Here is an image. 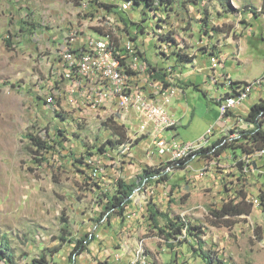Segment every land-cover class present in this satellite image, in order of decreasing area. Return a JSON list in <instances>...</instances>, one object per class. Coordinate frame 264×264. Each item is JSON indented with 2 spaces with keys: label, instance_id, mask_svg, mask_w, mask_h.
<instances>
[{
  "label": "rangeland",
  "instance_id": "obj_1",
  "mask_svg": "<svg viewBox=\"0 0 264 264\" xmlns=\"http://www.w3.org/2000/svg\"><path fill=\"white\" fill-rule=\"evenodd\" d=\"M98 1L115 5L117 13H104L96 0H0V241L7 240L13 253V261L0 264H36L42 257L44 264H74V244L62 235L95 237L75 264H264V154L254 156L261 149L236 155L229 146L222 157H196L169 171V180L150 182L142 177L144 169L164 166V157L145 144L153 138L136 127L135 113L92 103L71 106L65 93L57 95V104L53 95L55 106L39 98L53 77L56 45L73 24L102 30L107 38L116 33L123 42L130 41V31L160 76L173 74L171 65L184 68L182 55H200V63L208 64L207 55L216 50L230 55L233 78L254 82L264 76V0H175L170 10L157 11L124 10L123 0ZM118 14L129 22L128 31ZM168 33L175 41L163 44ZM240 41L246 47L241 64L234 55ZM186 93L176 112L179 139L197 142L222 112L202 90L187 86ZM29 134L53 148L37 150ZM245 157L246 165L253 160L249 170L240 165ZM118 178L138 183L125 218L112 214L107 198ZM243 194L253 203L251 214L234 218L231 227L214 225L211 210ZM151 208L200 228L186 237L185 227L170 247Z\"/></svg>",
  "mask_w": 264,
  "mask_h": 264
},
{
  "label": "trees",
  "instance_id": "obj_2",
  "mask_svg": "<svg viewBox=\"0 0 264 264\" xmlns=\"http://www.w3.org/2000/svg\"><path fill=\"white\" fill-rule=\"evenodd\" d=\"M125 2H132V7H138V8H143V10L148 9L150 11H157L160 8H163L165 10H170L172 8L175 0H123ZM99 6L102 8L104 13H117L115 10V5L110 4V3H102L98 0ZM101 8L99 10H101ZM98 10V11H99ZM263 10H264V4H263ZM255 12V11H254ZM257 16L259 15L258 12H255ZM94 15V14H93ZM93 15L87 16L93 18ZM106 16H102L101 18H105ZM118 17L121 19V21L124 22L126 25V30L128 31V24L129 22L122 17L121 15L118 14ZM95 18V17H94ZM93 18V19H94ZM97 18V17H96ZM25 23V21H23ZM132 23H134L132 21ZM99 28V27H98ZM99 30V29H98ZM129 36L131 39L135 40L132 33L130 31L128 32ZM104 34V33H103ZM164 38L163 44L168 43V41L173 40L175 41L174 37L172 34L166 35ZM111 39L115 42L112 43V45H116L117 47L115 48L116 53L122 58V64L124 67H128V57L129 54L125 52L126 48L122 46V40L123 37L118 36L116 33L114 36L111 37ZM138 47V45H137ZM139 48V47H138ZM142 51L141 49H139ZM165 53V52H163ZM142 57H144V60L148 61L147 58L145 57V54L142 51ZM211 56L214 54H218L217 51H212ZM127 58V59H126ZM193 61V58H188L185 55H182L181 60L179 62H190ZM149 63V62H148ZM149 71L147 72V77L150 79V74L151 78L153 80L157 81H162L165 85V88L169 87L172 83L170 80L167 78L170 76V72L166 71L162 73L160 76L158 73H160V68H158L156 65H152L149 63ZM175 67V68H174ZM178 65H171V72H174L177 69ZM168 69V68H166ZM132 73V72H131ZM231 81V80H230ZM231 85L235 86L239 85L241 83H246V82H240V81H231ZM176 84V83H175ZM234 88V89H235ZM40 99H42L41 96H39ZM56 98V97H55ZM56 100V104H57ZM218 103V102H217ZM52 105L54 103H51ZM54 104L53 106H55ZM246 120L249 123L254 124L253 129L245 130L240 132L239 137H234V138H227L226 136H223L222 138L218 139L215 141V143L211 146L208 145L206 147H203L197 151L194 152V154L197 155V157H211V155L217 154L220 155L225 151L229 146L233 149V152L236 155L239 154H252L253 152L259 150V149H264V100H261L255 104L252 105L251 110L246 117ZM235 129H233L234 131ZM30 138L33 140L34 145L38 148L37 150L45 151L47 153L50 152V150L53 148V145L48 143L47 139L44 137H37L35 135L29 134ZM146 137V136H144ZM143 137V138H144ZM142 140L139 139L138 142ZM112 142V141H109ZM123 142V141H122ZM125 142V140H124ZM228 143L230 145H228ZM223 146V147H222ZM102 151H106L105 148H101ZM215 151V152H214ZM193 155H190V157L186 158L185 160L181 163V167L185 168L188 163L190 162L189 159L192 158ZM43 160L38 159V162H42ZM188 162V163H187ZM163 164V163H162ZM240 165L244 166L245 165V160L240 161ZM166 165L161 166L157 169L153 168H147L144 169L143 176L145 179H148V181L152 182L156 178L161 181H167L169 180V171L166 170ZM180 167V166H179ZM178 167V168H179ZM137 181H127L124 178H118L116 180V192L114 195L110 196L107 194L108 198V203H109V208H111L112 214L113 215H118L121 216L122 218H125V213L127 210V206L132 203L133 201V194L135 193V190L137 188ZM253 208V203L249 201L248 196L246 194H243L241 196V199L236 201V200H229L223 203L222 207L220 208H215L211 210L212 213V222L216 226H228L231 227L236 223L234 218L244 215V214H251ZM111 214L109 215V217ZM150 216L155 221V223L160 227V232L162 234V237L169 243L170 247H174L173 241L172 240H181L180 238L184 236L186 233V237L190 234L194 235L195 233L193 230L200 228L199 226H190L185 223H181L179 221H176L172 219L171 215L168 213V211H160L158 208H151L150 209ZM160 219H163L165 221V227L160 226ZM185 227L187 228V231L184 232ZM70 234V233H69ZM185 237V238H186ZM63 240H66L67 242H70L71 244H74L73 251L71 252L70 255V261L73 262L74 264L76 263V257L80 254H82L85 250L88 249L89 245L94 241L95 237H92L90 235H85L82 237H65L62 235L61 237ZM206 260L208 259L207 255H205ZM0 259L2 260H7V261H13V253L10 252V243L6 240L0 241ZM36 264H44L46 263L45 257H42L41 261L38 259H35ZM209 264H212L211 260H208Z\"/></svg>",
  "mask_w": 264,
  "mask_h": 264
},
{
  "label": "built area",
  "instance_id": "obj_3",
  "mask_svg": "<svg viewBox=\"0 0 264 264\" xmlns=\"http://www.w3.org/2000/svg\"><path fill=\"white\" fill-rule=\"evenodd\" d=\"M131 7L124 5L123 9L127 10ZM115 15L114 13H109ZM117 16V15H116ZM121 20V19H120ZM65 34H69V41H61L57 44V53L68 52V61L66 65H59L60 71H63L67 76V84H71V101H75L77 94V84L80 81H87L88 88H93V101L98 105L105 106L108 110L117 108L121 102H128L135 99L136 96H143V107H150V120L142 119V108L139 114H136L133 120L136 127L142 128L143 125H148L154 120H162L163 130L159 134H169V141L165 143L156 142L152 145L153 152L159 157L162 154H171L173 150L184 148L187 142L180 140L174 132H166V123L171 119H177L170 111L169 105L174 97L178 94L179 88L175 84V88H165L162 81L150 79H142L141 74H138V81L135 85H127V75L118 76L117 64L115 57L111 51H105L104 55H97V48H104V37L102 30L91 29L89 38L81 39V34L72 35V29H68ZM129 35V33H128ZM130 46L135 55L138 66H149L148 61L142 57V51L139 50L135 41L130 39ZM226 57L222 54L212 55L210 57L212 65V77L217 80L218 71L225 66ZM168 80H174L175 76L170 74ZM264 82V77L260 82H256L257 86ZM51 87V86H49ZM40 96L50 106L49 88L43 89ZM251 92L241 93L238 98L225 99V95L217 99L218 105L222 112V117H229L231 112L242 102L250 97ZM132 123V122H131ZM130 124V123H129ZM132 125V124H131ZM211 127L204 136H208L211 132ZM241 132V130H240ZM203 136V137H204ZM240 136V134H239ZM202 138V137H201ZM263 155L264 152L254 153V156ZM218 157H222V154ZM183 161H180L181 164ZM253 160L244 165L245 170H249V166ZM177 164L167 166L175 168Z\"/></svg>",
  "mask_w": 264,
  "mask_h": 264
},
{
  "label": "crops",
  "instance_id": "obj_4",
  "mask_svg": "<svg viewBox=\"0 0 264 264\" xmlns=\"http://www.w3.org/2000/svg\"><path fill=\"white\" fill-rule=\"evenodd\" d=\"M259 16V15H258ZM87 27V26H86ZM70 29H72V35H79L81 34V39L83 38H89V30L87 31L86 28H82L79 26V24H73ZM254 31V30H253ZM246 34L247 37L253 36L254 32ZM104 38L107 39L106 36L103 35ZM62 41H69V34H65V37L63 38ZM114 42V41H113ZM122 43L123 42L122 40ZM236 46V52L234 55H236V59L238 62L241 64L243 63L242 60H239L241 51H245L246 47L242 45V41L239 43L236 42L234 43ZM123 46V44H122ZM233 46V45H231ZM57 47V45H56ZM218 54L215 55H224L226 57L225 60V66L224 68L220 69L217 74V80H214L212 75V65H211V54L209 53H204L208 56V64L207 62H204V64L200 63V55H196L193 58V61L187 62L185 64L184 68L182 66H178L177 69L174 71L173 76H175V79L180 81L182 85H177L179 88L178 94L174 97L178 102L176 107L172 105V103L169 105V109L171 113L180 121V118L177 117L176 112L178 108L183 107V102L181 100L186 97V87L187 86H194L197 89L202 90L205 94L211 95V98L217 103V99L221 96H224L225 94H231L235 88V86L230 85V80L231 81H240V82H246L244 78H233L232 73L227 67V60L228 56L226 52L222 51H217ZM67 61L62 57V52L57 54V61L55 63V67L53 70V77L52 79L49 80L48 86L46 88H49V95L52 94L56 97L57 100V95L58 94H66L68 103L71 106H77V107H82V108H92L93 106L91 105V98L93 97V88H88V82L87 81H80L77 84V94L75 96V101H71V84H67V77L64 75L63 71H60L59 65H66ZM188 66H192V69H187ZM142 76V79H149L147 75L140 73ZM203 75V82H198L199 75ZM62 77V79H61ZM264 77V76H263ZM136 82L138 81V75L136 77ZM171 81V85L168 88H175V84L173 80ZM83 83V84H82ZM66 85V86H65ZM51 86V87H49ZM55 86L60 87L62 86L61 89H58V91L54 88ZM85 86V87H84ZM237 86V85H236ZM81 87V89H80ZM167 88V87H166ZM88 93V94H87ZM84 95V96H83ZM89 95V96H88ZM89 99V100H88ZM264 100V82L260 85H256L255 88L251 91L250 97L242 102V104L238 105L230 114L229 117H222L217 121V123L214 125L215 129L212 128L211 132L208 136L202 137V139L197 140H206V145H213L216 140L220 139V137L223 136H228L231 135V133L234 135H237V133L240 134L239 130L245 131L249 129L254 128V124L249 123L246 120V117L248 116L251 107L253 104ZM173 102V101H172ZM218 104V103H217ZM91 106V107H90ZM103 108V107H99ZM106 108V107H105ZM186 111H188V107L184 108ZM135 113V112H132ZM131 113H128V115ZM137 114V113H135ZM178 121L177 126L174 129L169 130V132L173 131L174 134L177 136V138L180 137V132H179V126L180 123ZM233 129H235L233 131ZM231 132V133H230ZM214 133V140H212V135ZM230 133V134H228ZM148 137V136H147ZM239 137V136H238ZM234 138V137H231ZM144 140V139H143ZM181 140V139H180ZM152 141L150 137L145 141V144H151L152 146ZM193 142V141H192ZM214 142V143H213ZM155 154V153H154ZM221 155V154H220ZM161 156V155H160ZM162 157V156H161ZM163 158V157H162ZM163 160V159H161ZM245 160V165H246V157L244 158Z\"/></svg>",
  "mask_w": 264,
  "mask_h": 264
},
{
  "label": "bare ground",
  "instance_id": "obj_5",
  "mask_svg": "<svg viewBox=\"0 0 264 264\" xmlns=\"http://www.w3.org/2000/svg\"><path fill=\"white\" fill-rule=\"evenodd\" d=\"M132 4H133L132 2H125L123 5L131 6ZM115 20H117V19H115ZM117 21H119V20H117ZM106 23H108V22H106ZM114 23H116V22H114ZM107 25H109V24H107ZM107 25L105 24V26H107ZM112 43H115V42H113V40L110 37L107 39L104 38V48H97V55H104V50L105 51H111L112 55H114V57H115V62L117 64L118 76H126L127 75V85H135V83H137L135 80L137 75L140 73L147 75V72L149 71V67L137 65L135 55L132 52V46H130V41L122 43L123 47L126 48L125 52H127L129 54L128 59L126 58L129 66L124 67V65L122 64V58L115 51V48L117 46L112 45ZM62 57L66 61H68V52H62ZM61 79H62V77H61ZM260 81H261V78L256 79L254 82H246V83H241V84L237 85L231 94H225V99L238 98L241 95V93L251 92L253 90V88H255V86L257 85L256 82H260ZM231 84L232 83L230 81V85ZM80 89H81V87H80ZM49 102L55 104V99H54L53 95H49ZM91 103L94 106H101V105L96 104L92 98H91ZM118 106L123 111H125L127 114L132 113V112L139 114V112L143 106V96H136L135 99H131L130 100V107L131 108H129L128 102H121V104H119ZM142 119L143 120H150V107H143L142 108ZM177 124H178L177 119H171L170 122L166 123V132H168L171 129H174L175 127H178ZM162 130H163L162 120H154L150 124L143 125L142 128H139V131L142 134H149L153 138V144H155L156 142L165 143V142L169 141V134H159V133H161ZM234 137H238V135H234ZM206 146H208V145H206V140H201V141H197V142H187L186 145L184 146V148L175 149V150H173V152L171 154H162L161 156L164 157V164L166 165V170L172 171L173 169H176L179 166L181 167V164H178V163H180V161H184L186 158L190 157V155H193L192 158L189 159L191 162L192 159L197 157V155L194 154V152L203 148V147H206ZM260 152H264V149H261ZM186 160H185V162H186ZM172 164H177V165L175 166V168L167 169V166L172 165ZM257 201H259V200H257Z\"/></svg>",
  "mask_w": 264,
  "mask_h": 264
}]
</instances>
